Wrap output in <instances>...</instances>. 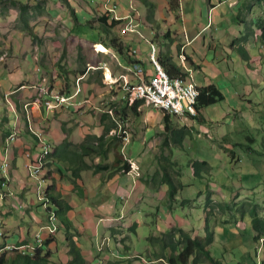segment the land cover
I'll return each instance as SVG.
<instances>
[{
  "label": "crops",
  "instance_id": "obj_1",
  "mask_svg": "<svg viewBox=\"0 0 264 264\" xmlns=\"http://www.w3.org/2000/svg\"><path fill=\"white\" fill-rule=\"evenodd\" d=\"M106 1H21L30 5H42L39 15L34 16L36 18L54 14L50 3L54 8L58 7V14L71 26L70 36L75 38L77 44L76 47H68L71 54L69 73L64 74L59 70V65L62 67L67 63L66 47H63L64 42L56 39L48 47H38L36 57L28 50L24 51L20 64L11 63L0 78V90L6 102L8 99V103L0 101L3 104L0 114L1 117L7 116L8 125L12 129L5 142V151L0 146V159L5 155L4 169L7 173L3 172L0 160V177L3 185L7 186H2L0 182V257L5 252H11L9 249H25V252L31 254V249L36 246L28 244L34 243L37 234L43 232L44 241H51L48 247L52 252L51 261L56 262V259L59 264H68L70 260L66 234L60 229L56 209L50 207L47 198L46 201L42 197L38 198L37 186L41 195L42 189L31 175L32 166H26L25 153L39 149L36 138L29 133V123L44 131L45 135L48 134L52 142L54 151L46 169L49 179H46L44 192L47 195L46 190L54 186L53 192L66 203V217L77 232L74 240L84 259L89 264H132L137 259L146 262L143 255L145 252L152 254L153 250L147 244L142 245L132 240V236H138V232L148 226L142 218L145 210L153 219L152 224L160 236L176 229L186 230L188 226L181 222L184 209L188 207L191 219L196 218L199 227L206 226V212L197 209L195 205L199 206L204 200L208 203L211 192L209 203L212 208L216 207L218 192L209 189L207 199L204 198L203 191L183 194L191 187L190 181L194 178L192 174L195 175L193 163L206 162L207 167L210 164L200 154L199 158L188 162V168L192 171L188 176L180 171H184V163L177 156L185 157L188 140L194 144L196 138L205 136L209 144L214 142L212 129L217 125L229 129L227 123L231 125V119L228 118H232V113L239 117L242 107L250 113L257 111L255 107L258 104L249 101L247 97L256 98V101L264 99L261 93L264 83L261 61L264 59L260 53L251 55V50L260 47L264 51V46L255 37H247L249 32H255L258 23L250 24V17L254 14L253 7L258 5L256 0H236L235 3L227 0H109L116 6L119 17H132L138 30L122 34L121 27L125 22L112 29L113 34L124 45L122 54L109 45V37L98 25V19L107 13ZM258 6L264 13V9ZM110 16L109 23L113 21L112 15ZM80 30L83 35L88 33L86 30H100L105 39L99 36L103 42L91 44L87 39L77 36ZM35 33L40 41L48 39L44 31L43 34ZM148 41L158 48L159 61L166 63L171 60L182 67L187 73L184 79L197 89L210 84L218 86L226 96L223 104L227 110L220 107L216 109V104L211 106L214 109L208 114L209 118H206L204 112L212 109L205 108L201 120L190 116L180 118L170 115L168 132H165V114L154 116L157 111L148 110L149 105L145 102L136 109V114L133 104L125 101L124 85H146L137 79L140 77V70L135 65H141L145 69L146 78L151 74L152 77L155 76ZM236 47L247 48L251 56L250 62H245L238 55ZM133 51H137V54L131 55ZM32 56L38 64H35ZM187 58L199 69L193 68ZM256 60L258 64L254 65ZM236 68L244 71L245 79L240 77ZM195 73L202 76L203 86L195 82ZM248 79L249 82L251 80L250 84ZM112 83L116 85L112 86ZM44 88L51 93L45 98L65 95L71 98V105L50 109L54 111L48 112L46 109L49 108L45 109L42 102H39V95L44 92ZM12 98L18 101L21 111L10 102ZM214 117L216 119L213 121ZM113 123L117 126H113ZM106 130H109L108 133ZM182 130L188 136L183 139V146L180 147L178 142L183 138ZM158 133L162 135H157ZM15 134L16 142L10 143V137ZM103 135L106 140L114 137L120 139L109 157L104 159L100 156H86L84 147L91 143L87 141L88 138ZM207 142H201L200 145L207 146ZM212 147L215 148L211 144ZM120 153L125 161H130V171L135 172L138 180L119 171L115 161L120 158ZM214 153L221 159V154ZM38 156L39 154L34 155V164ZM99 167L102 168L98 169ZM207 167H203L201 172ZM164 168L177 188L174 200L169 199V186L163 182ZM74 172L79 177H74ZM185 179L188 180L187 183ZM218 191L221 193V188ZM40 202L44 208L42 211L38 207ZM51 209L57 216L54 236L46 232L48 212L45 210ZM121 216L122 219H119ZM192 235L200 236L194 229ZM157 246L154 250L158 252Z\"/></svg>",
  "mask_w": 264,
  "mask_h": 264
},
{
  "label": "rangeland",
  "instance_id": "obj_2",
  "mask_svg": "<svg viewBox=\"0 0 264 264\" xmlns=\"http://www.w3.org/2000/svg\"><path fill=\"white\" fill-rule=\"evenodd\" d=\"M49 6L54 14L49 16L43 15L38 18L34 17L30 20L33 30L42 34L44 31V35L48 38L35 42L22 30V25L18 21V9L11 5L6 6L0 4V78L6 73L11 63L15 65L20 64L24 51L28 50L30 54L36 57L38 54V47H48L53 44L50 42H54L56 39L64 42L63 47H66L65 56L68 63H66L65 66L62 65V67L59 65V70L64 74H66V72L69 73L71 54L68 47H76L77 42L74 37L70 36L72 33L70 31L71 26L66 24L58 14V7L54 8L52 3H50ZM253 8L254 14L250 17V24L264 21V13L259 6L255 4ZM38 15L37 13L34 16ZM253 18L254 20H252ZM125 30H127V28H123L122 33L125 32ZM86 31L88 33L83 35V31L80 30L77 36L87 39L91 44L99 41L103 42L99 39V36L105 39L104 33L100 30ZM130 32L131 31L128 33ZM255 33L260 34V30L255 28ZM59 36L63 38L61 39ZM45 40H48V42H45ZM257 41L260 43L259 40ZM175 48L176 47H173V49ZM31 50H33V52ZM189 52L191 51L189 50ZM257 53H260L261 57L264 59V51H261L260 47H257L256 50H251V55ZM33 56L32 58L35 64H38V61ZM253 64H258L257 60L254 61ZM236 72L242 79L246 78L241 68H236ZM194 79L196 83L203 86L202 76L199 73L194 74ZM253 82L255 83V81ZM250 83L251 80L249 82L248 79V84ZM248 92H250V89H248ZM0 95H2L1 90ZM247 98L249 101H255V104H258L257 107H255L258 109L257 111L253 110V112L250 113L242 107V109L239 110V117L232 113V118H228L229 120L231 119V125L227 123L229 129H223L218 125L215 129H212L214 133L212 134L214 142L209 144V140L207 142L205 136L203 138H196V143L194 144L191 140H188L189 143L185 148V157L177 156L180 157L181 162L184 163L182 165L184 171H180L184 174H188V176L191 175L192 171L189 170L187 164L191 163L195 158H199L200 154L211 166L204 169V171L202 170L200 173L205 177L203 179H194L195 177L192 174L194 178L190 181L191 187L188 188L187 192L183 195L189 194L190 191L196 194L197 192L203 191L205 194L204 198L207 199L209 189H214L216 193L218 192L216 194V202H218L216 207L212 208L209 203L211 192L208 196V203L204 200L199 206H195L197 209H203L206 212L205 220L209 221L210 230L215 237V242L214 245L210 247V252L214 259L223 264H260L263 258L264 248L261 243L263 242L264 235L261 236L262 240H260L259 244L254 242V230L252 226L254 216L252 212L256 211L257 216L264 220V99L256 101V98ZM0 101L2 102V100ZM214 107H216V109L220 107V109L223 108L227 110L223 103ZM214 107H210L212 110L204 112L206 118H209L208 114L212 113ZM0 108L1 111H3L2 103L0 104ZM147 108L151 110V112L157 111L156 115L153 114L156 117L165 114L158 109H153L151 106ZM148 110L145 109V111ZM83 115L84 114H81V116ZM215 119L216 117H214L213 121ZM117 122L120 123V121ZM161 133L157 135L161 136ZM251 137L256 140L253 144L247 139ZM206 142L208 143L207 146L202 147L200 145V143L205 144ZM211 144L215 147L214 149L213 147L211 148ZM214 151L217 155L221 154V159L216 157ZM181 155H183V153ZM173 157L174 155L172 158ZM31 180L33 181V179ZM187 182L188 180L185 179V183ZM220 188L221 193L218 191ZM38 207H40L41 211L44 209L42 203ZM50 207L55 209L52 204H50ZM191 216L190 207L184 209L181 224L188 226L185 231L192 235V230L194 229L196 234H200V238H204L205 226L199 227L197 219L195 218V220H193ZM142 218L148 223V226L141 229L138 232V236H132V240L142 245L147 244L149 246H151L149 239L152 236L164 240L162 236L157 234L158 230L153 226V219L150 218L147 210H145ZM52 248L54 250V243ZM159 249H161L160 246ZM148 256H151L149 252H145L143 255L146 260H149ZM55 261L56 262L52 263H57L56 259ZM160 263L169 264L168 258H164ZM132 264H145V262L137 259L134 260Z\"/></svg>",
  "mask_w": 264,
  "mask_h": 264
},
{
  "label": "trees",
  "instance_id": "obj_3",
  "mask_svg": "<svg viewBox=\"0 0 264 264\" xmlns=\"http://www.w3.org/2000/svg\"><path fill=\"white\" fill-rule=\"evenodd\" d=\"M256 2L264 9V0H256ZM145 3L148 6L150 5L147 1H145ZM0 4H4L6 6L11 5L14 8L18 9L19 11L18 21L22 25V30L26 32L33 39V41L35 42L40 41L39 36L34 32L33 28L31 27L30 20L31 18L34 17L35 14L38 13L39 10L43 8L41 4L37 3L36 5H30L29 3H22L21 1H17V0H0ZM110 15H111L110 13H105L102 17H100L98 19V25L99 28H101V30L109 37V43H110L109 45L118 53L122 54L124 45L120 41V39L116 37L112 32V29L116 25H118L119 22L113 19V21L109 23L111 19ZM255 28L256 29L258 28L260 30V34L255 33L253 30L251 33L249 32L247 34V37H251V36L255 37L264 46V21H260V23H257ZM247 37L245 36V39ZM235 51L245 62H250L251 56L246 47H236ZM187 59L193 68L196 69L198 68L189 58ZM160 63L171 79H176V78L181 79L187 76L186 71L171 60H168V62L166 63L160 61ZM261 66H262V74L264 75V60L261 61ZM198 90L200 93L198 104L196 106L198 115L195 118L201 120L202 111L205 108L225 102L226 96L215 84H210L204 87H198ZM261 93H262V97L264 98V83L261 87ZM0 100L6 102V98L3 94L0 95ZM10 102L14 106H16L15 107L16 109L21 111L20 104L15 98H12V101ZM143 102L144 101H137L133 104V109L135 110L136 114H137L136 109L139 106H141ZM6 103H8V99ZM8 122L9 120L7 116L1 117L0 114V146H2V150H4L5 148L6 139L12 133V129L9 127ZM170 124H171V116L165 114L164 116V126L166 130L165 132L169 131ZM113 126L116 127L117 125L113 123ZM108 131L109 130H106V133H108ZM181 133L183 134V138L181 139L180 142H178L180 147L183 146L182 145L183 139L188 136V134L184 130H182ZM247 139L252 144L256 142V140L252 137ZM119 140L120 139L118 137H114L112 139L106 140L105 135L99 138L89 137L87 141H91V143L85 145L84 147L85 155L92 157L100 156L101 158L106 159L109 157V153L111 152L112 148L116 145V143ZM119 156L120 158L119 157L116 158L115 161V163L118 164L119 166L118 168L119 171H123L124 173L130 172L131 170L130 161L128 162L125 161L121 153ZM49 164H50V160L48 161L47 166H49ZM207 166L208 164L206 162H202V163L194 162L192 165V169L195 174L194 177L203 179L204 177L200 174V172L203 167H207ZM100 168L102 167H99L98 169ZM74 177L76 178L79 177V174L74 172ZM45 178L49 179V175H46ZM163 182L169 186V194H168L169 199L174 200L175 195L177 194V188L169 172L165 168L163 170ZM53 190H54V186H51L46 190L47 191L46 198L49 200L50 204H52L55 207L60 222V229H63L66 234L65 241L69 249L68 256L70 257L68 264H89V262L85 260L84 257L82 256L81 249L74 240V237L76 236L77 232L74 229L72 223L66 217L68 211L67 205L60 198L59 195L53 192ZM252 213L254 216L252 220V226L254 230L253 238H254V242L256 244H259L260 240H262L261 236L264 235V220L257 216L256 211H253ZM162 237L164 238V240L156 237H151L149 239L151 245L150 247H152L153 250H152V254H150L151 256H148L149 260H147L145 264H161L160 262L164 260V258L166 257L168 258L169 264H204V263L223 264L222 262L214 259V257L211 255L210 247L214 245L215 237L212 231L210 230L208 220H206L204 238L193 236L183 231L182 229H176L171 232L165 233L164 235H162ZM262 241L263 242L261 244L263 245L264 248V239ZM50 243H51L50 240L46 242L44 241V246L38 249L37 251L31 250V254L30 253L27 254V252H25V254L23 255L22 253L18 252L19 250L5 252L0 257V264H53L51 261L52 252L48 248ZM156 246L157 247L160 246L161 248L158 252L154 250ZM116 264H124V262L116 263ZM260 264H264V250H263V258Z\"/></svg>",
  "mask_w": 264,
  "mask_h": 264
},
{
  "label": "built area",
  "instance_id": "obj_4",
  "mask_svg": "<svg viewBox=\"0 0 264 264\" xmlns=\"http://www.w3.org/2000/svg\"><path fill=\"white\" fill-rule=\"evenodd\" d=\"M228 2L235 3L236 0H227ZM107 13H110L112 15V18L115 19L119 23L125 22L121 28H127L128 31H138L137 26L134 23L133 19L131 16L122 18L117 15L116 12V6L112 3V1L107 0L106 1V9ZM148 43L150 44V55L149 57H155V51H156V46L154 44H151L149 41ZM131 55H136L137 51H133L130 53ZM136 69L140 70V77L137 78L139 81H143L148 85V96L150 94H157L158 98L167 100V103H171V112H174L175 114H187L190 117H197V102H189L187 100V94L183 92L182 90V84L178 82V85H171L169 81L165 77H163L161 71H160V78H153L152 74L150 77L146 78L145 75V69L141 65H135L134 66ZM116 85V83H112V86ZM124 97L125 101H127L129 104H134L136 97L140 96L138 93H135L134 91H128L125 89L124 85ZM51 93L48 91L47 88H44V93H40L39 95V102H42V105L46 109V102L47 101H59L60 103V108L64 106H69L71 105V98L66 97L65 95H53L50 98H45L46 96H50ZM48 112L54 111L50 109H46ZM33 122V119H32ZM36 126V125H34ZM47 140L49 141V145H51V141L47 135H44ZM6 148V147H5ZM4 148V151H5ZM40 150L42 149H35L34 152L28 151L25 153V158L27 161L26 166H32L34 168V175H35V164H34V155L39 154ZM5 154V152H4ZM4 158L5 155L2 159V169H4ZM129 175H131L135 180H138V178L135 176V172H128ZM0 182H2L1 177H0ZM2 186L3 182H2ZM7 187V186H4ZM37 191H38V198L43 197L41 193H39V186H37ZM49 203V202H48ZM46 212L48 211V224L46 226V232L50 236L55 235L56 229L50 226V217L53 214L52 209L51 210H45ZM119 219H122V216L119 217ZM43 232H39L36 237L35 243L28 244V245H33V246H38L39 241L44 240L42 237ZM20 253H23L22 251Z\"/></svg>",
  "mask_w": 264,
  "mask_h": 264
},
{
  "label": "bare ground",
  "instance_id": "obj_5",
  "mask_svg": "<svg viewBox=\"0 0 264 264\" xmlns=\"http://www.w3.org/2000/svg\"><path fill=\"white\" fill-rule=\"evenodd\" d=\"M129 31L125 30L122 34H127ZM158 48H156L155 51V57H150L151 63L154 66L156 72L155 76L153 78H160V71L167 79V81L170 82L171 85H178V82L182 84V90L184 93L187 94V100L189 102H197L198 104V99H199V90L191 83H188V81L184 78L181 79H171L166 71L164 70L163 66L161 65L159 59H158ZM128 91H134L135 93H138L140 96L136 97L135 102L137 101H144L146 104H148L151 107H154L155 109H158L165 114L175 116V117H184L188 116L187 114H175L174 112H171V103H167V100L160 99L158 98L157 94H150L148 96V85H127L125 87ZM44 93V92H43ZM46 107L50 109H59L60 108V103L59 101H47L46 102ZM198 114V112H197ZM29 133L34 136L38 142V147L40 150L37 162L35 163V175H34V168H30L31 175L34 177V179L37 180L38 184L40 185L42 189V200L46 201V194H45V185H46V169H47V163L50 160L52 154H53V146L52 144L49 145V141L47 138L44 136L45 133L44 131L36 128L33 124L29 123ZM17 140V134L13 135L10 137L9 142L13 143L14 141ZM6 173L5 169L3 171ZM7 174V173H6ZM40 189V190H41ZM56 223H57V216L56 214H53L50 217V226L56 229ZM44 246V240L39 241V245L32 248V251H37L38 249L42 248ZM9 251H13L12 249H9ZM19 251H23L25 254V249H21ZM28 253V252H27Z\"/></svg>",
  "mask_w": 264,
  "mask_h": 264
}]
</instances>
